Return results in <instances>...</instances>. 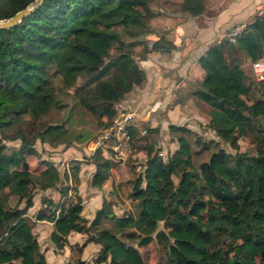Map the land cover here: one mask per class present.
Masks as SVG:
<instances>
[{
  "label": "trees",
  "instance_id": "1",
  "mask_svg": "<svg viewBox=\"0 0 264 264\" xmlns=\"http://www.w3.org/2000/svg\"><path fill=\"white\" fill-rule=\"evenodd\" d=\"M152 1L43 0L17 24L0 29V264H50L32 232L36 222L52 224L49 240L57 249L65 246L71 232L86 234L83 247L99 245L91 261L77 258L64 264H146L137 247L152 239L165 241L160 264H264V129L260 125L264 99L247 101L251 84L235 55L240 49L250 62L264 55L263 15L246 24L234 42L224 38L198 59L204 76L193 92L210 108L209 128L231 148H236L237 136L254 132L252 154L218 148L196 171L189 143L179 135L167 160L149 156L142 175L134 180L130 197L137 205L135 216H115L103 199L88 223L81 216V199L76 192L66 198V188L59 190L66 201L42 198V207L32 217L26 215L32 206L29 185L44 191L58 180L57 171L51 169L37 176L29 171L25 157L35 153L32 140L55 141L64 130L58 124H45L33 131L30 140L20 127L23 116L37 121L55 104L53 74L64 87L80 76L85 81L75 89L79 105L90 115L105 118L106 127L114 115L113 104L143 80L134 48L140 45L136 38L148 31ZM32 2L0 0V20ZM179 8L196 16L203 11V0H181ZM157 48L161 46L151 45ZM255 84L264 87V81ZM153 130L147 128V135ZM168 131L183 134L189 129L169 125ZM130 135L137 133L132 129ZM16 139L20 144L14 149L3 143ZM91 161L90 186L100 188L111 161L101 154ZM77 175L76 166L72 173L76 183ZM171 176H177L176 184ZM4 191L23 206L8 204L1 197ZM105 219L124 237L135 238L136 246L101 227ZM159 222L161 230H157Z\"/></svg>",
  "mask_w": 264,
  "mask_h": 264
},
{
  "label": "rangeland",
  "instance_id": "2",
  "mask_svg": "<svg viewBox=\"0 0 264 264\" xmlns=\"http://www.w3.org/2000/svg\"><path fill=\"white\" fill-rule=\"evenodd\" d=\"M122 41L128 42L126 36H121ZM113 49L110 54H114ZM245 80L251 84L250 93L247 101L252 99H264V87H258L255 84L254 76L251 72L250 62L244 66ZM85 79L77 77L73 84L69 87H64L60 81V77L56 74L51 76V86L55 104L48 110V112L39 118L37 121L30 120L27 116H23L24 122L20 123L21 130L24 135L32 140L33 131H38L42 125L45 124H58L64 130V135L58 140L51 141L45 137V142H40L38 139L32 140L35 153L25 157L28 164L29 171L32 175L37 176L45 169L57 171L58 180L55 181L56 185L47 190H40L36 184L31 183L30 192L32 195V206L26 211L27 216H31L42 207L41 199L49 198L53 202L60 203L66 201V198L60 196V188L67 189V195H74L81 191L83 195H79L82 202L81 215L87 219L88 223L94 216L95 209L100 208L102 200L109 203L110 210L115 216L132 215L135 216L137 212L136 202L130 197L134 186L136 177L141 176L145 166V151L147 150V158L152 155L160 157L161 160L166 161L173 151L177 148L178 144L176 138L180 135L183 136L189 143L191 151L190 162L194 170L198 171L201 163L207 161L210 153L218 148L223 149L227 153L247 152L252 154L256 146V139L254 132H249L247 136H237V146L235 149L231 148L227 142L218 139L214 132L209 128V112H202L199 121H191L189 118L188 124L185 126L189 129L186 133H169L167 138L160 135L150 136L148 132L141 136L137 134L132 138L129 145V152L127 157L122 160L111 153H104L100 150H92L91 143L99 134L100 130L105 126L106 119L90 115L78 103L79 93L75 90L77 86L81 85ZM190 121L192 123H190ZM260 125L264 129V116L260 119ZM181 126V125H180ZM146 130V129H145ZM6 146L17 148L20 144L19 140L4 141ZM206 146V147H205ZM101 154L102 157L111 161L110 172L114 182H110L109 177L101 185L100 195L98 202L91 203L90 175L91 168L84 167L92 163L91 157L93 155ZM91 161V162H90ZM78 167V172L81 168L84 170L85 179L82 182L79 190L78 183L72 178L73 167ZM174 184L177 183V176H171ZM109 180V181H108ZM143 185V182L142 184ZM104 190H103V188ZM103 190V191H102ZM104 193V195H102ZM6 199L10 205H18L22 207V202H18L16 197L9 196L6 191L1 195ZM22 201V200H21ZM90 215V218H88ZM87 223V224H88ZM51 223L36 222L32 228V232L39 244V250L43 254L45 260L50 264H64L67 261H74L80 258L85 261H91L96 254L99 245L95 243H87L84 247L86 234L71 232L66 237L65 246L62 249L54 247L53 243L49 240V233L51 231ZM101 227L107 228L112 234L119 236L126 244L136 246L137 240L135 238L128 239L116 231L113 223L107 219L102 220ZM162 229V222L157 225V230ZM128 231V230H126ZM90 233H93L90 230ZM141 254L143 261L146 264H160L164 260L165 255V241L159 239L152 241L146 246L137 247Z\"/></svg>",
  "mask_w": 264,
  "mask_h": 264
},
{
  "label": "crops",
  "instance_id": "3",
  "mask_svg": "<svg viewBox=\"0 0 264 264\" xmlns=\"http://www.w3.org/2000/svg\"><path fill=\"white\" fill-rule=\"evenodd\" d=\"M180 4L181 0H153L149 4L152 15L147 22L148 31L136 38L140 45L134 48V60L143 72V80L119 101L134 111L133 130L139 135L148 128L154 129L150 136L167 138L169 125L190 126L189 118L195 123L202 112H209L210 108L193 95L204 76L198 59L220 43L234 25H246L256 16H264V0H203V11L196 16L180 11ZM153 43L161 48L151 49ZM235 53L245 74L244 66L250 60L240 49ZM147 154L146 150V159ZM83 166L91 168L90 180L94 164ZM84 170L81 168L77 175L79 190L85 179ZM108 177L110 182L115 181L111 174ZM91 190L89 202L96 204L101 187ZM79 195L83 193L79 191Z\"/></svg>",
  "mask_w": 264,
  "mask_h": 264
},
{
  "label": "built area",
  "instance_id": "4",
  "mask_svg": "<svg viewBox=\"0 0 264 264\" xmlns=\"http://www.w3.org/2000/svg\"><path fill=\"white\" fill-rule=\"evenodd\" d=\"M245 25H234L225 33V38L234 42L243 32ZM251 72L255 81H264V55L250 62ZM114 115L111 122L103 127L91 143V149L111 153L113 156L124 160L129 152L131 143L130 130L136 127L134 111L127 109L120 101L113 104ZM145 129L140 134L144 135Z\"/></svg>",
  "mask_w": 264,
  "mask_h": 264
},
{
  "label": "water",
  "instance_id": "5",
  "mask_svg": "<svg viewBox=\"0 0 264 264\" xmlns=\"http://www.w3.org/2000/svg\"><path fill=\"white\" fill-rule=\"evenodd\" d=\"M43 2V0H33L32 3L25 8L15 12L12 16L0 20V29L9 28L17 24L24 16L34 11Z\"/></svg>",
  "mask_w": 264,
  "mask_h": 264
}]
</instances>
